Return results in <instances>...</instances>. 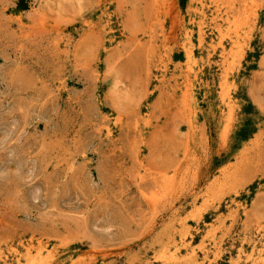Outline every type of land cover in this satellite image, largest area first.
<instances>
[{
  "label": "rangeland",
  "instance_id": "obj_1",
  "mask_svg": "<svg viewBox=\"0 0 264 264\" xmlns=\"http://www.w3.org/2000/svg\"><path fill=\"white\" fill-rule=\"evenodd\" d=\"M27 259L264 264V0H0V264Z\"/></svg>",
  "mask_w": 264,
  "mask_h": 264
},
{
  "label": "bare ground",
  "instance_id": "obj_2",
  "mask_svg": "<svg viewBox=\"0 0 264 264\" xmlns=\"http://www.w3.org/2000/svg\"><path fill=\"white\" fill-rule=\"evenodd\" d=\"M189 48V47H188ZM190 49V48H189ZM191 60V59H190ZM190 62V61H189ZM193 63H195V61L193 62ZM189 68L191 69V67L189 66ZM190 69H189V71H190ZM190 91V90H189ZM230 123V122H229ZM163 183V182H162ZM170 185V184H169ZM168 185V186H169ZM168 188V187H167ZM166 189V188H165ZM153 200H154V198H153ZM156 201V200H155ZM198 223V222H197ZM183 227H185V225H183ZM186 227H188L187 225H186ZM189 228V227H188ZM184 230H186V229H184ZM188 231V230H187ZM185 232V231H184ZM185 234H187V233H185ZM190 234V233H189ZM184 236H186V235H184ZM190 237V236H189ZM183 241V240H182ZM193 241V237H190L188 240H185L182 244H181V246H184V247H186L187 248V246H186V243H188V245H190V243ZM204 243V242H203ZM202 245V244H201ZM204 245V244H203ZM167 246H169V245H167ZM192 246H194V245H192ZM164 247V246H163ZM191 247V246H190ZM199 247H201V246H199ZM196 248H198V247H196ZM168 249V248H167ZM178 247L176 248V249H174L175 250V252L173 253V254H171V257H174L176 254V252L178 251ZM203 249V248H202ZM165 250V249H164ZM191 250H192V248H191ZM190 250V255H189V258L190 259H192V258H194L195 257V254H194V250H192L191 251ZM204 250H206V249H204ZM166 251V250H165ZM187 252V251H186ZM202 252V251H201ZM206 252V251H205ZM256 252H257V250H256ZM172 253V252H171ZM242 253V252H241ZM263 253V252H262ZM189 254V253H188ZM170 257V258H171ZM251 257V256H250ZM250 257H249V259H250ZM252 257H255V256H252ZM256 257H258V256H256ZM165 258V257H164ZM178 258V257H177ZM261 258H262V256H261ZM260 258V259H261ZM166 260V259H165ZM171 260V259H170ZM174 260V259H173ZM176 260H178V259H175V261ZM174 261V262H175ZM251 261H253V260H251ZM259 262V261H258ZM5 264H6V262H5ZM18 264H39V262L37 261V260H35V259H27L25 262H23V263H20V262H18Z\"/></svg>",
  "mask_w": 264,
  "mask_h": 264
}]
</instances>
